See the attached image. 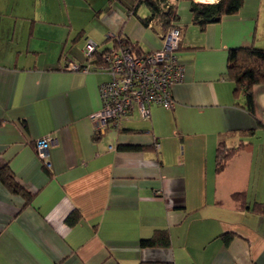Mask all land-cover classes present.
<instances>
[{
  "label": "crops",
  "instance_id": "1",
  "mask_svg": "<svg viewBox=\"0 0 264 264\" xmlns=\"http://www.w3.org/2000/svg\"><path fill=\"white\" fill-rule=\"evenodd\" d=\"M189 2L175 1L183 79L171 88L174 108L151 106L147 118L133 108L118 129H97L91 116L108 75L65 65H87V40L99 52L115 37L160 50L163 32L139 20L147 7L0 0V168L32 195L25 206L0 183V264H264V216L251 210L264 203V85L253 88V118L225 74L230 49L264 45V0H244L204 30ZM45 136L49 170L35 149ZM219 142L237 152L217 173ZM74 210L81 219L68 226ZM155 230L169 246L141 248Z\"/></svg>",
  "mask_w": 264,
  "mask_h": 264
},
{
  "label": "trees",
  "instance_id": "2",
  "mask_svg": "<svg viewBox=\"0 0 264 264\" xmlns=\"http://www.w3.org/2000/svg\"><path fill=\"white\" fill-rule=\"evenodd\" d=\"M175 1L177 0H135L133 13L136 12L139 6L144 5L147 7L149 15L145 18H139V20L145 27H148L150 23H153L163 32V36L171 30H177L178 34L181 36V30L175 28V25L179 20ZM243 3L244 0H217L212 3L190 0L189 12L192 17V23L197 25L200 30H204L208 25L219 22L223 17L236 14L242 7ZM112 40L114 43L113 48H118L122 45L135 48L134 44L124 38L115 37ZM97 47L92 56L86 58V62L92 65L94 70L101 69L105 66L104 56L111 50L106 49L99 52ZM177 50H180V39L175 51L176 53ZM78 66L80 69H83L86 64ZM66 67L67 64L65 65V68ZM225 74L234 84V94L241 93L243 95V108L251 117L255 118L253 88L255 86L264 85V48L251 46L230 49L227 55ZM257 127L264 128V124L257 121ZM246 133L251 134L252 130ZM95 135H99V132L97 131ZM125 149L137 150L142 148L138 146H130ZM236 152L237 148L229 147L224 142H219L215 154V171L220 173ZM0 183L10 193L23 197L25 206L31 203V193L15 181V178L7 165L0 168ZM243 198L244 194L242 193H236L233 195V199L235 200ZM251 210L257 215L264 216V203H254ZM80 219V214L78 211L74 210L67 215L65 222L68 226H74ZM230 239L231 236L229 235L222 236V240L226 244ZM139 246L141 248H167L169 246L168 233L165 230H155L151 238L140 240ZM139 264H173V262L149 261L140 262Z\"/></svg>",
  "mask_w": 264,
  "mask_h": 264
},
{
  "label": "built area",
  "instance_id": "3",
  "mask_svg": "<svg viewBox=\"0 0 264 264\" xmlns=\"http://www.w3.org/2000/svg\"><path fill=\"white\" fill-rule=\"evenodd\" d=\"M208 3L209 0H200ZM179 41L177 30H171L163 36L162 48L152 52H142L136 48L122 45L104 56L105 66L100 71L108 75V81L98 88L101 108L91 119L98 128L109 125L118 129L128 112L136 108L144 117L149 116L151 106H160L167 110L174 108L171 88L182 81L183 67L175 52ZM96 43L87 40L83 53L85 58L91 57L96 50ZM93 66L80 69L73 62H68L66 70L87 71ZM50 138H39L35 149L43 167L49 170Z\"/></svg>",
  "mask_w": 264,
  "mask_h": 264
},
{
  "label": "rangeland",
  "instance_id": "4",
  "mask_svg": "<svg viewBox=\"0 0 264 264\" xmlns=\"http://www.w3.org/2000/svg\"><path fill=\"white\" fill-rule=\"evenodd\" d=\"M198 1H200V0H198ZM200 2H201V1H200ZM204 3H205V1H204ZM260 42H261V41H260ZM258 44H259V45H257L256 47L264 48V45H262L263 43H259V42H258Z\"/></svg>",
  "mask_w": 264,
  "mask_h": 264
}]
</instances>
